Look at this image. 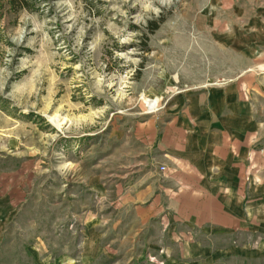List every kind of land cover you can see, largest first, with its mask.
<instances>
[{
  "label": "rangeland",
  "instance_id": "374dc122",
  "mask_svg": "<svg viewBox=\"0 0 264 264\" xmlns=\"http://www.w3.org/2000/svg\"><path fill=\"white\" fill-rule=\"evenodd\" d=\"M26 3L0 0V264H264L258 222L182 238L135 196L176 97L240 76L264 124V0Z\"/></svg>",
  "mask_w": 264,
  "mask_h": 264
},
{
  "label": "crops",
  "instance_id": "0c3cea01",
  "mask_svg": "<svg viewBox=\"0 0 264 264\" xmlns=\"http://www.w3.org/2000/svg\"><path fill=\"white\" fill-rule=\"evenodd\" d=\"M253 95V81L237 76L173 100L145 155L150 165L137 166L135 196L150 219L182 238L246 239L255 221L264 234V124Z\"/></svg>",
  "mask_w": 264,
  "mask_h": 264
},
{
  "label": "trees",
  "instance_id": "16d2710c",
  "mask_svg": "<svg viewBox=\"0 0 264 264\" xmlns=\"http://www.w3.org/2000/svg\"><path fill=\"white\" fill-rule=\"evenodd\" d=\"M8 4L10 7L14 8L16 4H19L22 9L27 8L26 0H8ZM24 4V5H23ZM163 22V19L161 18L158 23L152 24V27L150 28V32L153 33L155 30L158 29L159 24Z\"/></svg>",
  "mask_w": 264,
  "mask_h": 264
},
{
  "label": "built area",
  "instance_id": "2783aa9c",
  "mask_svg": "<svg viewBox=\"0 0 264 264\" xmlns=\"http://www.w3.org/2000/svg\"><path fill=\"white\" fill-rule=\"evenodd\" d=\"M159 170H160V171H164L165 168H164V167H160Z\"/></svg>",
  "mask_w": 264,
  "mask_h": 264
}]
</instances>
